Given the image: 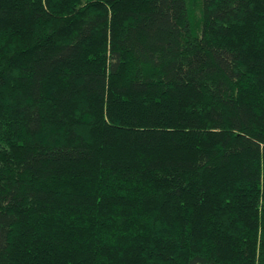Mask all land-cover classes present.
Returning <instances> with one entry per match:
<instances>
[{
	"label": "trees",
	"instance_id": "obj_1",
	"mask_svg": "<svg viewBox=\"0 0 264 264\" xmlns=\"http://www.w3.org/2000/svg\"><path fill=\"white\" fill-rule=\"evenodd\" d=\"M0 264H264V0H0Z\"/></svg>",
	"mask_w": 264,
	"mask_h": 264
}]
</instances>
